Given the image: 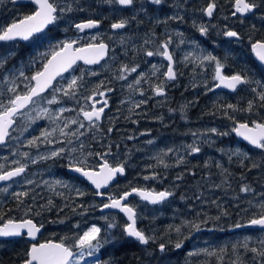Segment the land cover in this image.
Wrapping results in <instances>:
<instances>
[{"label": "trees", "instance_id": "obj_1", "mask_svg": "<svg viewBox=\"0 0 264 264\" xmlns=\"http://www.w3.org/2000/svg\"><path fill=\"white\" fill-rule=\"evenodd\" d=\"M141 2L143 0H137V5ZM208 2L209 0H165L163 6L149 5L146 13H137L134 8L122 9L118 5L104 4L102 0H80V6L87 11L66 14L54 28L46 30L42 39L24 43L20 41L0 42V52L8 50L16 52L8 65L19 67L22 64L28 65L31 58L36 57L37 53H50L49 45H56L62 41L60 38L63 35L70 34V32L81 37L80 45L87 43L88 37L92 33L78 34L74 27H70V24L89 18L102 21L98 32L101 33V38L110 45L107 60L93 68H87L79 63L72 72L65 75L70 81L76 75L77 77L81 76L82 70L85 73L95 70L97 73L96 75H84L81 86L77 89L76 98H73L69 105L78 107V98L80 101H84V97L91 95L101 81L104 84L99 87L98 91H104L105 87L112 88L113 91L107 93L106 97L110 108L103 122L99 124V131L104 136L105 149L110 145L112 153L120 149L125 151L119 156L121 158L119 162H126L127 167L125 175L111 187L113 188L111 192L120 195L132 187H143L155 190L168 189L173 192V196L157 205H150L133 197L130 200V205L136 206L139 215L137 227L149 235L154 234L157 240L144 246L125 236L122 229L126 220L118 214L116 223L119 227L110 230L116 240L112 246L107 243L105 248L102 247L99 250L97 260L101 264H104L105 261L109 264H232L238 258L245 261V264H253L251 252H246L243 248H238L236 252H233L232 245L245 237L256 239L264 236V232L245 227L237 229L233 225L238 222L246 224L249 219L253 218V213L258 212L254 205L264 202V150L248 147L234 138L232 134L234 122L224 115V109L221 106L231 103L241 108L246 107L249 100L256 99L251 88L257 87V85L240 86L232 93L207 91L204 82L207 81V88H213L215 83L212 79L214 64L204 62V66L201 67L199 64L186 63L183 60L182 68L180 60L173 54L178 76L175 81H165L166 92L163 97L154 95L150 82H142L139 86H134V89L127 87V84L135 81L140 73H145L148 79L151 75L150 72L142 70L140 61L143 58L153 59V57H147L145 54L140 55L139 52L153 50L154 47L145 46L143 40L153 39L158 46L162 40L166 39V32L175 31L183 33L182 38L186 41L181 44L182 55L194 51L188 42L195 41L203 54L212 53L226 63V74L246 71L248 76L264 82V67L255 61L250 51L253 42L264 40V4L256 13L249 14L246 18H239V16H235V18L231 15L234 10L233 0H215L217 7L213 18L209 20L202 11ZM177 3L183 5L180 10V15L184 17L183 22L156 23L157 19L163 20L166 16L172 15L175 11L173 5ZM32 11L33 8L29 7L26 12L20 14V17L28 15ZM134 14L137 16V20L134 23L130 21L125 29L112 30L110 28L111 23L122 17L130 18ZM194 21L197 25L208 26L207 35L202 36L199 33L193 26ZM65 23L68 24L66 26L68 33L61 32L59 28L60 25L64 28ZM226 26L239 32L240 38L225 37L223 30ZM153 33H155L154 36ZM121 36L130 38L124 46L119 43ZM109 37L113 38L109 39ZM180 39L179 36H173V43L169 46L171 51L174 48L173 45L177 46L180 43ZM133 45H135V49ZM159 59L162 67L160 80H163L164 63L161 57ZM107 64L115 74L112 78L105 73L99 74ZM123 64H127L129 67L139 65L137 71L128 76L127 81L115 79ZM38 67H42L40 58H37L35 65L26 69V75L31 76L38 70ZM183 73L185 77L182 76ZM193 84L196 87H193ZM135 87L142 89L144 95L141 96ZM124 94L135 97V103L141 99L147 100V103L134 110H130L133 105L123 108L119 102V96ZM0 98L2 99V96ZM182 108L183 111H181ZM170 109L172 111H169ZM235 115L241 122L245 120L264 121V108L257 106L251 113L237 112ZM110 127L113 128V131L108 133L107 130ZM210 128H217L220 132H227L228 135L218 136L205 133V130ZM141 132L144 133L142 136H140ZM193 133L200 136V139L196 140V144L201 147V151L189 154L190 150L186 146L193 144L196 139ZM201 133H205V135H200ZM129 136L133 139H128ZM205 136L211 141L210 144L203 143ZM80 140L85 148L100 143L94 141L89 132L85 133ZM148 141H152V143L149 144ZM61 143L64 145V140ZM76 146L79 147L78 144ZM169 148L178 151L163 157L165 163L170 165L165 168L157 163L155 157L158 154L162 155ZM237 148L241 152L247 153L249 157L243 164H241V158L235 156L229 160L228 150ZM215 153L216 158L214 157ZM180 156L184 157V163L177 165L176 160ZM51 161L59 165L62 163L60 157L45 159V164L41 165L40 169L45 171ZM38 163H42V161L38 160ZM254 163L258 167H252ZM153 172L158 175L159 179H143L144 176H150ZM181 174L182 179L176 180V177ZM71 180L76 184L87 185L84 179L77 176L71 175ZM244 185L249 186L252 191L241 192L240 188ZM16 188L12 194L0 195V224L9 219L19 220L26 216L33 217L37 223L45 225L39 240L58 241L65 237L74 239L80 235L82 231L79 229L80 227H87L91 224V220L82 219V216L75 218V215L83 209H77V213L70 211L76 205L88 206L89 209L90 201L82 197L77 198L75 193L66 191L65 188L55 189L62 190L64 195L56 194L53 207L48 206V199L42 200L41 213L43 216L42 218L39 216V219L27 212V209L21 213L16 210L19 206L18 203L24 197L17 200L13 193L29 189L20 188V186ZM82 189L87 191L86 188ZM48 192L50 191L48 190ZM10 198L12 200H9ZM70 201L73 204L65 212L56 216L48 214L49 210ZM91 203H93L91 211L94 212L96 203L93 201ZM245 209L248 211L246 212ZM224 212L227 215H223ZM216 217L219 219H213ZM55 220L64 222H59L58 225L52 227L46 226V224L54 223ZM201 220H206L207 223L200 231H194L191 235H189L190 229L183 226L182 223ZM78 222L80 227L73 229V225ZM105 226L106 224L102 226V229ZM169 226H181L183 235L178 236L174 231L169 232ZM184 237L187 239L184 240L182 248L175 249L174 243L177 239ZM70 239H66L64 242L67 243ZM169 240L171 243H168ZM159 243L168 245L166 253L159 252ZM30 245L31 242L25 235L12 240H0V264H22ZM249 246L255 245L249 241ZM221 247L226 248L224 253L219 252ZM201 249L216 250L217 255L209 256L204 252H200L199 255H188L190 252ZM218 256H222V259H218Z\"/></svg>", "mask_w": 264, "mask_h": 264}, {"label": "snow or ice", "instance_id": "obj_2", "mask_svg": "<svg viewBox=\"0 0 264 264\" xmlns=\"http://www.w3.org/2000/svg\"><path fill=\"white\" fill-rule=\"evenodd\" d=\"M15 2V0H13ZM34 3L36 9L34 12L23 17H18L12 22L0 25V42H9L16 40L31 41L42 39L46 30L49 26L56 25L63 17L68 13L73 12H83L87 9L80 6V0H30ZM165 0H143V2L137 5V0H102V3L113 6H120L122 9L134 8L137 13H146L147 7L149 5L154 6H163ZM264 4V0H233L234 11L231 13L233 17L237 14L244 16L248 13H253L254 10H258L261 5ZM175 11L172 15L166 16L163 20H156V23L167 24L168 21H178L183 22L184 17L180 15V10L183 8V5L177 3L173 5ZM217 4L215 0H209L207 6L202 9L204 15L207 17H212L214 15V10L216 9ZM137 20V16L134 14L130 18L122 17L121 19L110 24L112 30L125 29L130 21ZM102 21L99 19H86L81 20L78 23L70 24V27H74L76 32L84 33L85 30L98 29ZM193 26L197 28L199 33L202 36L207 35L208 26L205 24L197 25L195 21ZM155 33H153V36ZM179 36L180 44H184L186 41L182 38L183 33L175 31L172 33H165L166 39L162 40L155 50H145L144 54L147 57L161 56L167 61V70L163 72V80H160L159 83L152 85V91L156 96L165 95V81H175L177 79L178 73L174 68L176 63L174 59L173 52L170 51L169 46L173 43V36ZM223 35L227 38H240V33L228 28L227 26L223 30ZM113 37H109L112 39ZM128 39L123 36L120 37L119 43L124 46L128 43ZM151 39H146L144 44L152 43ZM81 43V37L77 35L75 39H66L58 42L56 45H49L50 53H37L36 57H32L28 65H20L19 67H14L5 71L7 68L8 62L16 55L15 50H8L5 52H0V84L5 86V91H0V96L7 97L6 99H0V144H4L7 139L10 138V133L16 124V119L18 116L26 115L27 113L22 111L25 109H30L31 106H39L40 102L43 100L47 104H57L59 103V98L55 93H63L64 97L75 98L77 95V89L81 86V81L84 79V75H96L97 73L88 71L85 73L82 70V74L79 77H73L67 85V88L56 87L53 84V81L57 77H62L64 73L68 72L70 69L76 65L77 61H83L86 65H98L102 60L108 55L109 45L104 42L101 38V33L98 31L88 37V42L84 43L83 46H79ZM193 47L194 51L187 52L183 60L188 63L199 64L201 67L204 66V62L214 64V74L213 81H216L213 85V88H226L231 91H236L240 86H248L255 84L257 87L251 88L252 93L255 94L256 99L249 100L246 107H239L236 104H226L221 107L224 109V115L232 120L235 126L232 128V131L238 137L243 138L250 145L254 146L257 149L264 150V121L256 120H245L243 122L237 120L235 113L245 112L251 113L258 106L259 108H264V82L260 80H255L253 77L247 75L246 71L235 72L231 75L225 74V69L227 68L226 63L222 62L220 58L213 55L212 53L203 54L199 50V46L195 41L188 42ZM135 49V45H133ZM253 53L257 56L259 61L264 64V40H257L251 44ZM127 54V53H125ZM37 58H40L42 62V67H38L31 76L26 75V69L32 65L36 64ZM46 61V62H45ZM139 65L129 67L127 64H123L120 67L119 75L115 79L127 81L128 76L131 73H135ZM160 71V66L152 65L151 76L155 77ZM23 78L24 91H20L18 87V80ZM22 81V82H23ZM142 82H150L146 77L145 73H140L135 81L127 84L129 89H134V86H139ZM207 91H212L213 88H207V81L204 82ZM104 84L101 81L100 85L96 86V89L92 91V95L86 97L88 101H91V106L86 110L84 106H80L79 115H82L83 121L88 122L89 130L95 128L97 131L100 130V126L97 123L103 117L105 109L108 108V99L107 93L112 92L113 89L105 87L104 91H98L99 87ZM193 87H196L193 84ZM51 88L53 90V95L51 99L45 100L43 94L47 89ZM136 91L140 92V95H144V91L139 87H135ZM94 97H100L102 99H94ZM124 103V101H122ZM147 100L141 99L139 102L133 104L134 110L140 108L141 105L146 104ZM215 103V102H214ZM100 104L101 106L97 107ZM230 110V111H229ZM72 109L65 107L58 108L55 113L51 112L47 107H40L37 111L36 117H30L29 120L34 122L35 119H40L47 117L52 121L56 127L52 128L51 131L45 129L42 130L39 137H33L31 140L27 141L28 145L31 147H38L40 143H56L50 137L54 133L59 131L62 137H65L64 144L65 147H58L56 150L51 151L47 155H38L35 158H30L32 164H36L38 160L52 159L58 157H68V170L79 174V176L85 179L90 183L95 189V196L104 197L105 192L101 189H106L110 186L112 182L118 176L125 174L127 164L126 162H121L116 165L109 163L106 158L108 155H111V146L109 145L107 151L104 153L97 152L96 156L100 157L102 163L97 167L89 165L88 158L93 155L92 152L85 154L84 148L85 145L81 142L80 138L85 135L80 129L85 128L83 121H80L78 118H67L65 119L62 114ZM169 111H172L171 109ZM183 111V108L181 109ZM63 120V126L61 127L59 121ZM134 123L136 121H133ZM69 125H78L75 131L66 132L65 130L69 128ZM108 133L113 131V128H108ZM205 133H212L218 136H226L227 132H220L217 128H210L205 130ZM201 133L200 135H205ZM193 136L196 138L193 144L186 146L189 149V154L199 153L201 147L196 144V140L200 139V136L197 133H193ZM43 138V139H41ZM128 139H133L129 136ZM149 144L152 141H148ZM203 143H211L205 136ZM78 144L79 147L75 145ZM117 147H119L117 145ZM174 150L172 148L167 149L163 152L162 155L155 157L157 163L163 165L165 168L169 167L165 163L163 157L167 156L169 153H172ZM26 158L29 157L27 152L22 153ZM229 160L232 157L241 158V164L245 160L249 159L247 153L241 152L240 149H229L228 150ZM184 163V157L180 156L176 160V164ZM207 163V162H206ZM13 164L18 165L12 167L10 170H5V166L0 164V181L9 182L13 178L21 177L25 173L27 165L21 163L20 161H13ZM220 166L219 164L217 165ZM151 167V166H149ZM252 167H258L257 164H252ZM144 180H155L159 179L158 175L153 172L150 176L146 175L143 177ZM182 174L176 177V180H181ZM25 183L32 184V180H26ZM47 184L48 182H44ZM55 185H59L62 188H67L75 192V196L83 197L88 195V193L74 184H70L61 180L54 182ZM50 189H54V185H48ZM0 191L7 192L8 188H2ZM241 192L247 193L252 191V189L244 185L240 188ZM57 195L63 196L62 192L56 193ZM17 200H20L22 197L29 195L28 191H21L13 193ZM138 196L141 201H146L149 204L157 205L162 202H165L169 197L173 196V192L165 189L161 191H156L155 189H147L143 187H132L130 191H124L121 195L113 196L111 194L107 195V203L100 205L103 209H118L123 213L127 218V223L123 226V233L125 236L134 239L141 245H148L150 242H155L157 237L147 234L144 230L137 227V220L139 219L136 206L130 205L128 199L131 196ZM183 199V197H182ZM199 199V197H197ZM251 203V202H249ZM49 206H53L51 199L48 201ZM67 206V205H66ZM257 209V213H253V218L249 219L246 224L236 223L233 225L234 228L242 227H259L262 232H264V202H261L257 205H254ZM77 209H83L77 213ZM32 208L29 207L27 212H31ZM74 213L83 216L88 211V206L76 205L72 208ZM247 212L248 210L245 209ZM227 215L226 212L222 213ZM39 215V213H37ZM199 215V214H198ZM106 221V226L102 229L96 224H91L87 227L82 234L77 237H74V245L71 243H65V237L61 240L60 243H53L52 241H47L45 243L36 244L33 243L31 247L27 250L25 258L22 261V264H81L82 261L86 260V257H93L103 246L104 244L109 243L113 238L109 234V230L119 227L116 223L115 217H102ZM219 219V217L213 218ZM63 223L64 221H59ZM183 226L190 229L189 235L192 232H198L201 228L207 223L206 220H201L199 222L195 221H184L182 222ZM74 228H79L80 223L73 225ZM43 228V224L37 225L32 219H21L19 221L9 219L0 226V237L8 236H21L22 230H26L27 236L30 238H35L37 233L40 232ZM169 232L174 231L178 236H182L181 226H169ZM187 237L182 239H177L173 247L175 249H181L184 245V240ZM249 241H251L255 246L250 247ZM168 243H171L169 240ZM238 248H243L246 252L252 253V262L253 264H264V236H260L256 239L252 237H245L243 240L237 241L232 245L233 252H236ZM75 249V251L73 250ZM158 249L160 253H166L168 251V245L166 243H159ZM226 248L221 247L219 249L220 253H224ZM200 252L212 256L217 255L216 250L209 251L208 249H201L195 252H190L188 255H199ZM149 255H151L149 253ZM218 259H222V256H218ZM96 264H101L99 260L96 261ZM104 264H109L105 261ZM232 264H245V261L240 260L239 258L232 262Z\"/></svg>", "mask_w": 264, "mask_h": 264}, {"label": "rangeland", "instance_id": "obj_3", "mask_svg": "<svg viewBox=\"0 0 264 264\" xmlns=\"http://www.w3.org/2000/svg\"><path fill=\"white\" fill-rule=\"evenodd\" d=\"M6 2V0H0V3ZM17 8L15 6H9V10H8V18H10L11 15H13L14 13V17L16 16V12H17ZM1 20V19H0ZM68 24L65 23V27L64 30L66 33H68V29L67 26ZM96 32H92V35H94ZM77 37V35H73L72 33L67 34V35H63L62 38H60V40H66V39H75ZM118 37V36H117ZM107 38H108V34H107ZM153 42L149 43V44H144L143 40V44L145 46H153L155 50L156 49V45L157 43L151 39ZM173 54L176 55V57L180 60V66L183 68L182 66V61H183V55H182V45L179 43L177 44V46L173 45ZM144 50L142 52H139L140 55H144ZM175 52V53H174ZM160 56H153V59H145L143 58L140 61V64L142 65V70L144 72H152V65H158L161 67V63H160ZM14 66H10L7 64V68L5 69V71L9 70V69H13ZM92 72H96L95 70H92ZM87 73V72H86ZM108 74L111 78L114 77V73L112 72V70L110 69L109 64H107L100 72L99 74ZM204 74V73H202ZM73 75L71 74V77ZM183 77H185L184 73L182 75ZM77 77V75H76ZM23 78H20L18 83V87L20 91H24V83H26V81H23ZM69 80L63 76L60 79H58L56 81V83L54 84L56 87H61V88H67L68 82ZM149 81L152 85L156 84L158 81H160V71L157 73V75L155 77L153 76H149ZM208 85V84H207ZM5 91V90H3ZM53 95V90L51 89L50 91H48L47 93H45L44 99L48 100L51 99ZM55 95L59 98V103L57 104H47L45 103L43 100L40 102L39 106L33 105L31 106L30 109H25L24 112H26V115H21L18 116L16 119V124L13 128V130L11 131V137L7 140V143L3 146H0V164H3L5 166V170L10 169L12 167L18 166L13 164V161H25L27 159H30L31 157H37L38 155H47L49 154L51 151L56 150L58 147H65V144L63 145L61 143L62 140H64L65 137H62L59 133V131H57L56 133L53 134L52 137H50L51 139H53L54 141H57L56 143H52V144H48V143H40L38 145V147H31L28 145L27 141L31 140L33 137H39L40 133L42 130H49L51 131L52 128L56 127L55 124L52 123V121L50 119H48L47 117H43L40 119H35L34 122L29 120V116L35 118L37 111L39 110L40 107H47L50 109L51 112L55 113V111L60 108V107H65L68 109H72V111H68L62 114V116L67 119V118H78L80 121H83V117L82 115H79V110H80V106H83V104H85V106L88 105V100L86 99V97L90 96L87 95L84 97V103L83 101H80L79 98L77 100L78 102V107L75 106H70L69 103L73 98H67L63 96V93H55ZM120 103L122 104V107H126L128 105H133L135 103V97L130 96V95H120ZM7 97L2 96V99H6ZM76 98V97H75ZM1 99V98H0ZM122 101H124V103H122ZM86 110L88 109L87 107H85ZM90 108V105H89ZM83 123L85 124V128L84 129H80L82 130L84 133L89 132L90 136H93V140L94 141H99L100 143L97 145H89L85 148V154H87L88 152H92L93 155L92 156H96L95 153L100 152V153H104L107 151V149H105L104 147V136L101 134L100 131H97L95 128H92L89 130L88 128V122L87 121H83ZM60 126H63V120L59 121ZM78 127V125H69V128L66 129V132H71V131H75L76 128ZM144 133L141 132L140 136H142ZM43 139V138H41ZM76 146V145H75ZM77 147V146H76ZM27 152L29 154V157L26 158L22 155V153ZM125 151L120 149L119 151L112 153L111 155H108L106 158L108 159L109 162H119V159H121L119 156L124 154ZM216 153L214 154V157L216 158ZM88 163L90 165V158H88ZM37 165V163H36ZM35 165V166H36ZM61 165H59L58 163H54L53 161H51L45 168V177L44 179L41 178L38 181L37 184V188H29L28 189V193L29 195L24 197L22 200H20L19 206L16 208V210L21 212H24L26 209H28L29 207L32 208V211L30 212L33 216H35L36 218L39 219V216L42 218L43 214L41 213V202L44 199H51L53 202V206H54V201H55V197H56V192H61L62 190H55L56 188H59V185H55V181L57 180H61L58 179L57 177H53L57 171L59 170ZM58 175V173H57ZM49 176V177H48ZM44 182H48L47 184H45ZM68 183V182H67ZM70 184H74L77 187H80V184H76L73 183V181L69 182ZM48 185H54V189H50ZM17 186H20V178L8 183L7 185H4L2 187H0V189L7 187L8 191L7 192H3L0 191V195H9L12 194V192L14 190H16ZM48 190L50 192H48ZM66 191H70L72 193H75L74 191L65 188ZM9 200H12V198H10ZM90 201V209L93 208V203H91L92 199H89ZM73 203L70 201L67 204L64 205H59L54 209H51L48 211V214L50 216H56L57 214L63 213L65 212L66 209H70V205H72ZM67 205V206H66ZM49 206V205H48ZM53 206H49L50 208ZM47 207V206H44ZM11 208H9L10 210ZM40 209V211H39ZM12 210V209H11ZM70 211H72V209H70ZM69 211V212H70ZM13 212V211H12ZM14 213V212H13ZM37 213H39V215H37ZM79 216L81 215H75V218H79ZM100 217V218H99ZM93 218H97V219H101V216H98L95 214V212L93 211H87L83 216L82 219H93ZM59 221L55 220L54 223L51 224H46V226H55L58 225ZM93 224V223H91ZM91 224H89L87 227L91 226ZM75 225V224H74ZM87 227H80L79 229L85 231L87 229ZM73 229H76L73 227ZM113 239L111 241H109V244L112 246L115 239V236L112 237ZM75 243V242H74ZM73 243V245H74ZM105 248V244L103 246ZM98 255H99V251L93 256V257H86L85 261H82L81 264H96V261L98 259Z\"/></svg>", "mask_w": 264, "mask_h": 264}, {"label": "flooded vegetation", "instance_id": "obj_4", "mask_svg": "<svg viewBox=\"0 0 264 264\" xmlns=\"http://www.w3.org/2000/svg\"><path fill=\"white\" fill-rule=\"evenodd\" d=\"M9 6H15L17 8L18 11L16 12V16L15 17H14V14H15L14 13L13 15L10 16V18H8ZM29 7L33 8L32 12H34L35 9H36V8H34L33 3H31V2H20V1L19 2H13V0H6V2L0 3V19H1L0 20V25L9 23L10 21L12 22L17 17H20V14H23L24 12H26L29 9ZM132 23H134V21ZM56 25L49 26L48 28H54ZM59 28H60V31L63 32L64 28L61 25L59 26ZM16 41H19V40H16ZM162 62L164 63V68L163 69H164V71H166L167 70V62H165L163 59H162ZM174 68H175V65H174ZM160 69H162V67H160ZM226 75H231V74H226ZM215 83H217V82L215 81ZM0 90L1 91L6 90L5 86L3 84H0ZM222 91H225V90H222ZM163 96H160V97H163ZM94 99H102V98L94 97ZM83 103H84V101H83ZM91 103L92 102L89 101L87 106H85V104H83V106L87 107L89 109V105L91 106ZM109 108H110V106H109ZM109 108H108V110H109ZM107 111L104 114L102 122H103V120H104V118H105V116L107 114ZM31 158H35V157H31ZM60 158H61L62 163H61V166H60L59 170L57 171L58 175L56 173L53 177H57L58 179H61V181L69 183L72 180H71V174H69L67 172V169H68V167H67V165H68V157L64 156V157H60ZM89 158H90V165L93 166V167H97L100 163H102V160L98 156H91ZM41 161H42V163H38V161H37V165L36 164H32L30 162V159H27L25 161H20L21 163H25L27 165L25 173L22 174V176L20 177V188H37L38 181L41 178L44 179V177H45V171H42L40 169V166L45 164V160H41ZM109 163H111L112 165H116V164H118L120 162L116 161V162H113V163L112 162H109ZM73 176H75V175H73ZM78 178H80V177H78ZM26 180H32L33 183L32 184H27V183H25ZM80 186H81V188H86L87 189L86 192L88 193V195H85L82 198L85 199V200H88V201H89V199H92V201L94 203H96V207L94 209V212H95L96 215L101 216V217L107 216L109 218L115 217V220H116V218L118 217V214H119L117 211H112V210H109V209L101 210L102 207H100V205H102L103 203H107L108 202V200H107V195L108 194H111L113 196H117L118 195V194H115V193L111 192L113 190V188H111L112 186L106 188L105 190H103V192H105V194H106L104 197L95 196V194H94L95 193V189L92 186H90L88 183H87V185H80ZM59 188H62V187H59ZM88 211L90 212L91 209L89 208ZM119 216H120V214H119ZM90 220H91L90 222H93L94 224H96L97 226H99L101 228H102V225L106 222L103 218H101V219L93 218V219H90ZM38 225H40V224H38ZM82 233H83V230L81 231L80 234H82ZM109 234L111 235V237H113V233L110 230H109ZM39 241L41 242V241H44V240H39ZM74 242H75V239H70V241L67 242V243L73 244ZM74 251H75V249H74Z\"/></svg>", "mask_w": 264, "mask_h": 264}, {"label": "water", "instance_id": "obj_5", "mask_svg": "<svg viewBox=\"0 0 264 264\" xmlns=\"http://www.w3.org/2000/svg\"><path fill=\"white\" fill-rule=\"evenodd\" d=\"M16 2H30V0H15ZM32 3V2H31ZM216 10V9H215ZM215 10H214V12H215ZM249 14H251V13H248V14H246V15H244V16H241V15H239V14H237L238 16H240V17H246V16H248ZM206 18H208V19H211L212 17H207L206 16ZM100 27V26H99ZM95 30H97V29H93V30H85V31H95ZM20 42H22V43H24V42H26V41H23V40H20ZM106 43V42H105ZM254 43V42H253ZM83 46V45H82ZM251 52H252V54H253V56H254V58H255V60L259 63V64H261L263 67H264V64H262L260 61H259V59L257 58V56L255 55V53H253V51H252V48H251ZM108 56V55H107ZM107 56L104 58V60L107 58ZM104 60H102V61H104ZM101 61V62H102ZM166 61V60H165ZM167 62V61H166ZM78 63H81V64H83L84 66H87V67H92V66H97V65H86L83 61H77V63H76V65L78 64ZM76 65H74L73 66V68L76 66ZM99 65V64H98ZM72 68V69H73ZM72 69H70L68 72H66V73H64L63 74V76L65 75V74H67V73H69ZM59 78H61V77H57V79L56 80H58ZM55 80V81H56ZM55 81H53V84L55 83ZM50 89V88H49ZM49 89H47L46 90V92L49 90ZM216 90H225V91H227V92H230V93H232V92H234V91H231V90H229V89H226V88H223V87H220V88H215ZM23 111V110H22ZM258 122H260V121H258ZM234 126H235V124H234ZM232 134L234 135V137L237 139V140H239L240 142H243V143H245L246 145H248L249 147H251V148H255L254 146H252V145H250L247 141H245V140H243V138H241V137H238L236 134H235V132H233L232 131ZM7 141V140H6ZM6 143V142H5ZM4 143V144H5ZM4 144H0V146H2V145H4ZM10 170V169H9ZM67 172L68 173H70V174H73V175H76V176H78V177H80L79 176V174H77V173H75V172H71V171H69L68 169H67ZM125 175V174H124ZM124 175H122V176H118L116 179H115V181L114 182H112L111 184H110V186L112 185V184H114L117 180H118V178L119 177H123ZM17 178V177H16ZM81 178V177H80ZM13 179H15V178H13ZM85 180V179H84ZM86 181V180H85ZM87 182V181H86ZM6 183H8V182H4V181H0V186L1 185H4V184H6ZM88 183V182H87ZM90 186H92L90 183H88ZM109 186V187H110ZM93 187V186H92ZM108 188V187H107ZM104 189H101V191H103ZM132 197H138V196H135V195H133V196H131L130 198H132ZM129 198V199H130ZM139 198V197H138ZM129 199H128V201H129ZM140 199V198H139ZM143 202H146V201H143ZM147 203V202H146ZM101 210H105V209H101ZM109 210H113V211H118L119 213H121L118 209H109ZM125 218H126V216L123 214V213H121ZM126 220H127V218H126ZM35 223V222H34ZM0 226H2V224H0ZM259 228V227H258ZM42 229L43 228H41V230H40V232L39 233H37V235H36V237L33 239V238H30V237H28L27 236V233H26V230H22V235H25V237L31 242V245L33 244V243H36L37 242V240H38V237H39V235H40V233H41V231H42ZM260 229V228H259ZM21 235V236H22ZM20 236H8V237H0V240H4V239H16V238H19ZM49 241H52L53 243H60V241H57V240H49ZM45 242H47V241H43V242H40V243H45ZM40 243H36V244H40ZM31 245H30V247H31ZM29 247V248H30Z\"/></svg>", "mask_w": 264, "mask_h": 264}, {"label": "bare ground", "instance_id": "obj_6", "mask_svg": "<svg viewBox=\"0 0 264 264\" xmlns=\"http://www.w3.org/2000/svg\"><path fill=\"white\" fill-rule=\"evenodd\" d=\"M234 11V10H233ZM257 12V10H254V12L253 13H256ZM236 17H238V16H236ZM235 17V18H236ZM213 18V17H212ZM240 18V17H239ZM246 18V17H245ZM230 39V38H229ZM235 40V39H234ZM20 41V40H19ZM11 42H13V41H9V42H4V43H11ZM105 42V41H104ZM107 43V42H106ZM108 44V43H107ZM83 45V44H82ZM82 45H79V46H82ZM109 45V44H108ZM110 46V45H109ZM251 51V50H250ZM107 60V59H106ZM105 62V61H104ZM213 90L214 91H216V92H220V90H216L215 88H213ZM222 91V90H221ZM166 92V91H165ZM98 106H100V104H98L97 105V107ZM108 108H109V106H108ZM108 108H106L105 109V112H104V114L106 113V111L108 110ZM104 114H103V117H104ZM103 117H102V119H103ZM102 119L100 120V121H98L97 123L99 124V123H101L102 122ZM18 120V119H17ZM17 123V122H16ZM11 137V136H10ZM235 138V137H234ZM236 139V138H235ZM237 140V139H236ZM242 143V142H241ZM245 144V143H244ZM247 146V145H246ZM249 147V146H248ZM120 179V178H119ZM7 185V184H6ZM1 187V186H0ZM141 201V200H140ZM141 202H143V201H141ZM144 203H146V202H144ZM100 212V211H99ZM101 214V213H100ZM102 215V214H101ZM100 218V217H99ZM91 223H93V222H91ZM37 225L39 224V223H36ZM104 224H106V222L104 223ZM103 224V225H104ZM102 225V226H103ZM43 227H45L44 225H43ZM246 229H250V230H257V231H261V229H259L258 227H245ZM242 229V228H241Z\"/></svg>", "mask_w": 264, "mask_h": 264}]
</instances>
